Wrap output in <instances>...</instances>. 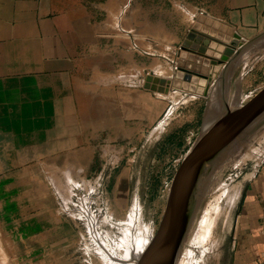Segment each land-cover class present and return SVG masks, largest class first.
<instances>
[{
  "label": "rangeland",
  "instance_id": "rangeland-1",
  "mask_svg": "<svg viewBox=\"0 0 264 264\" xmlns=\"http://www.w3.org/2000/svg\"><path fill=\"white\" fill-rule=\"evenodd\" d=\"M261 41L246 49L248 56H241L229 86L212 90L211 80L210 103L180 88L191 83L176 78L178 71L203 77L180 70L177 47L170 44L163 48L155 43L148 58L139 54L138 80L131 88L124 81L120 86L119 80L114 86V74H108L111 80L106 81L105 90L100 87L95 105L86 109L89 122L67 134L69 138L65 133L62 138L43 133L38 142L42 153L26 156L30 165L25 171H0V180L24 179L26 187L22 188L29 191L19 195L20 188H14L9 195L8 188L0 186V264H125L123 259L132 248L138 250L150 234L151 238L156 234L176 176L204 126L226 110L245 106L264 88ZM109 53L107 62L112 59ZM261 126L260 130L251 127L236 149L255 133V138L264 134ZM262 136L244 161L230 166L234 158L230 156L209 177L184 241H192L190 227L196 228L206 201L220 192L221 184L222 190L240 184L242 195L246 180L264 158ZM71 147L73 153H69ZM34 164L39 169L29 168ZM34 182L39 186L34 187ZM240 200L241 196L229 232L214 231L219 238L213 240L225 264L234 263ZM185 244L176 261L181 260L179 253ZM188 246L194 252L184 258V264H200L198 254L207 245L195 242Z\"/></svg>",
  "mask_w": 264,
  "mask_h": 264
},
{
  "label": "crops",
  "instance_id": "crops-1",
  "mask_svg": "<svg viewBox=\"0 0 264 264\" xmlns=\"http://www.w3.org/2000/svg\"><path fill=\"white\" fill-rule=\"evenodd\" d=\"M200 17L231 29L240 43L264 39V0H0V171H25L26 156L42 153L43 133L69 138L89 122L86 109L111 72L114 86L136 85L139 54L148 58L155 43L191 53L181 44ZM249 46L236 49L228 68L219 63L213 87L229 86ZM24 183L0 180L9 195L29 193ZM232 257L264 264V158L242 190Z\"/></svg>",
  "mask_w": 264,
  "mask_h": 264
},
{
  "label": "water",
  "instance_id": "water-1",
  "mask_svg": "<svg viewBox=\"0 0 264 264\" xmlns=\"http://www.w3.org/2000/svg\"><path fill=\"white\" fill-rule=\"evenodd\" d=\"M251 44L240 43L231 29L202 17L198 18L181 47L196 51L204 57L181 50L178 53L177 67L203 78L178 71L176 78L181 77L192 84L180 88L210 103L214 87L209 92V83L214 81L216 67L219 63H225V69L228 68L239 55L240 49ZM263 122L264 88L245 106L226 110L216 120L204 126L176 176L163 218L139 264H175L189 222L209 177L225 158L236 151V146L245 133Z\"/></svg>",
  "mask_w": 264,
  "mask_h": 264
},
{
  "label": "bare ground",
  "instance_id": "bare-ground-1",
  "mask_svg": "<svg viewBox=\"0 0 264 264\" xmlns=\"http://www.w3.org/2000/svg\"><path fill=\"white\" fill-rule=\"evenodd\" d=\"M251 53H252V51H251ZM263 126H264V122H263L261 128ZM258 130H260V128ZM255 134L252 137H250L246 142H244V144L242 143L243 146L239 147L238 149H236V151L233 154H230L228 156V157L234 156V158L232 157L233 162L231 163V165L229 163L230 166H234L238 162L244 161V159H246L247 155L251 152L250 151L251 148L255 147L253 145H255L257 142H259L260 139L263 137L262 135H264V134H262L258 138H255L256 137ZM237 152H239V154ZM227 158H225V159H227ZM239 185L238 186L235 185V186H232L230 188H225L224 190H222L221 189L222 184H221L219 187L220 192L211 201H208L209 199L206 201V203H205L206 205L204 207L203 213L198 218V222L196 221V228L193 229L190 227V231H189L190 236L189 237L192 236L191 237L192 241L190 239H186L185 240L186 244L197 242V243H201V244L205 243L207 245L203 248L202 251H200V254H198L199 256L197 257V259L199 262H201L200 264H225V262H224L225 258L223 257L224 258L223 259L222 255H219L220 252H222V251H220V246L218 243H215V241L213 240V238H219L218 236L214 235V231L225 232L227 234L229 232V230L231 229V225H232V221H233L232 220V214L234 213V209L236 208L238 201L240 199V196H241V189H240ZM205 189L203 191V195L205 193ZM207 192H208L207 194H209L210 189ZM207 194H205V195H207ZM210 197H211V195H210ZM225 206L228 207L227 211H225L226 210L224 208ZM211 216H212V219L208 220V218ZM151 236L152 235L150 234L147 237V240L145 241V243L142 246L140 245V248H138V250L134 251L136 248L134 250L132 248V251L131 252L129 251L128 256H125V259H123V261H125V264H127V263L128 264H139L142 255L144 254L146 248L148 247V244H150V242L154 238V237L151 238ZM188 240H190V241H188ZM185 241L183 242V244L185 243ZM185 245H184V247L181 248V251L179 253L180 256L182 255L181 260L176 261L175 264H184V258H187V256H189L192 252H194L191 250V248H189V246L185 247ZM210 248H212V250H211L212 253L209 255L208 251L210 250ZM185 250H188V251H185ZM186 252H189V253H186ZM110 259H113V258L110 257Z\"/></svg>",
  "mask_w": 264,
  "mask_h": 264
},
{
  "label": "built area",
  "instance_id": "built-area-1",
  "mask_svg": "<svg viewBox=\"0 0 264 264\" xmlns=\"http://www.w3.org/2000/svg\"><path fill=\"white\" fill-rule=\"evenodd\" d=\"M176 69V68H175Z\"/></svg>",
  "mask_w": 264,
  "mask_h": 264
}]
</instances>
